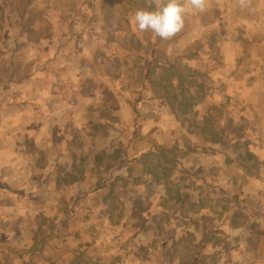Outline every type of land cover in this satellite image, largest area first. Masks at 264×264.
I'll list each match as a JSON object with an SVG mask.
<instances>
[{
	"label": "rangeland",
	"instance_id": "rangeland-1",
	"mask_svg": "<svg viewBox=\"0 0 264 264\" xmlns=\"http://www.w3.org/2000/svg\"><path fill=\"white\" fill-rule=\"evenodd\" d=\"M139 9L155 0H0V107L44 87L51 110L55 95L79 115L60 117L56 160L37 149L48 185L22 181L37 192L2 206L0 264H264V50L219 44L217 10L188 7L162 40L138 31ZM48 61L86 64L85 78L55 81ZM53 118L19 123L40 124L33 140Z\"/></svg>",
	"mask_w": 264,
	"mask_h": 264
},
{
	"label": "crops",
	"instance_id": "crops-1",
	"mask_svg": "<svg viewBox=\"0 0 264 264\" xmlns=\"http://www.w3.org/2000/svg\"><path fill=\"white\" fill-rule=\"evenodd\" d=\"M205 10H217V16L214 17L211 22L206 24V27L208 30L219 28L223 30L221 31L220 38L218 39V42L220 41L219 44L231 45L236 47L238 52H246L248 51L249 41L250 46L254 47L252 48L253 52H261L264 50V0H245V3L243 4L241 3V0H206ZM194 25L197 27L201 26L198 23H194ZM19 30L20 28L15 34H18ZM22 33V36H24L25 30L22 31ZM232 37L236 38V42H232V40H230ZM19 44L20 43H18V45ZM37 49L38 46L33 45L30 51L33 52ZM223 49H225V46H223ZM25 63L29 66L38 67L34 63ZM45 64L46 60L44 61L42 67L45 66ZM51 64H55L50 68L55 81H57L58 78L63 79L61 75L65 74L62 72H66L68 70L70 71V74L68 75H72V71H75V75H73L76 77L75 82L85 78L84 72L86 64L82 65L79 61L77 63L75 61H69L63 65L60 61H48L47 66ZM60 67H63L64 70L57 69ZM40 75H42V73H40ZM48 75L46 74L39 80L41 81L40 84L44 86L55 85L51 81V76ZM34 77L35 76H30L28 79H25L24 81L27 83L13 79L8 83V86L10 87L11 84H23V88L33 89L35 86ZM14 78L20 79V77ZM73 80L74 79H68L65 80V82L72 85ZM239 80H243V82L247 83L244 79ZM67 84L64 86L65 90L68 89ZM34 91H39L40 99L25 102L24 99H21L24 98V95L22 94L18 96L19 98L14 99V101L11 100L5 109L2 108V105L6 102V98L4 96L5 93L1 94L3 102L0 104L2 106L0 107V114L2 115V113L10 110L7 115L14 116V118L11 117L12 122L10 124L0 123V212L3 210L2 206H10L13 209L11 206L12 204L14 205L18 200L22 201L23 198H26L27 196H33V194L37 192L39 185L34 186V184H29L28 186H25V183H22V181L30 182L41 180L44 186L48 185V181L52 178H50V171L47 167L48 162L43 160L40 156H36V154H38L37 149L39 147H44L48 151L50 163L56 160L58 158V156H56V150H61L65 148L66 145L61 137L60 140H58V138L54 139V132L62 129L56 126L62 125L60 123V119L65 117V115L68 118H71L70 116H75V120H77L79 116H76L74 109L66 108V112L62 111L61 109L63 108V104L55 95L53 97L56 99V107L55 109H52V111L47 106V98L45 97V95H48V92H52L51 89H49V91L45 90L46 93L44 92V87L35 89ZM259 93L260 92H258L257 95L263 99L264 93ZM63 98L69 100V95L66 91L63 93ZM58 103H61V105H58ZM28 110H32L33 113L28 112ZM75 110H78V108ZM24 114L33 115L34 119H32V121L40 119L44 116L54 117L49 125V131L52 132L49 137L42 138L34 135L32 138L33 140H31V137L29 136L30 132H41V126L39 123L35 124L36 129L33 128L35 126H32V124L28 126H21L19 121L20 117ZM33 141L36 144H34ZM59 159L62 160L61 158ZM13 163L16 165L11 168L10 173H2L5 167ZM42 164H46V172L40 176L39 169ZM17 211L18 209L15 212ZM9 228L11 229V225Z\"/></svg>",
	"mask_w": 264,
	"mask_h": 264
},
{
	"label": "clouds",
	"instance_id": "clouds-1",
	"mask_svg": "<svg viewBox=\"0 0 264 264\" xmlns=\"http://www.w3.org/2000/svg\"><path fill=\"white\" fill-rule=\"evenodd\" d=\"M241 3H245V0H241ZM155 4L154 11L137 10L132 22L138 31H151L156 37L168 40L183 29V17L188 7L203 12L206 0H185V3H181V0H155Z\"/></svg>",
	"mask_w": 264,
	"mask_h": 264
}]
</instances>
